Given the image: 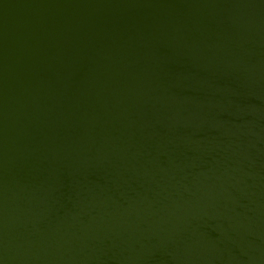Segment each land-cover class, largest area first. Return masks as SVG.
Wrapping results in <instances>:
<instances>
[{"label": "water", "instance_id": "95a60500", "mask_svg": "<svg viewBox=\"0 0 264 264\" xmlns=\"http://www.w3.org/2000/svg\"><path fill=\"white\" fill-rule=\"evenodd\" d=\"M0 264H264V0H0Z\"/></svg>", "mask_w": 264, "mask_h": 264}]
</instances>
